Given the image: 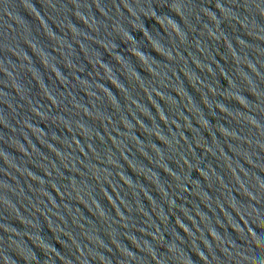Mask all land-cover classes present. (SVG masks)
<instances>
[{"label":"water","instance_id":"1","mask_svg":"<svg viewBox=\"0 0 264 264\" xmlns=\"http://www.w3.org/2000/svg\"><path fill=\"white\" fill-rule=\"evenodd\" d=\"M0 264H264V0H0Z\"/></svg>","mask_w":264,"mask_h":264}]
</instances>
